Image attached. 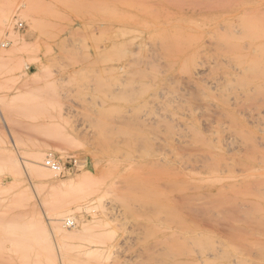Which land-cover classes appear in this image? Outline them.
I'll list each match as a JSON object with an SVG mask.
<instances>
[{"label": "rangeland", "instance_id": "374dc122", "mask_svg": "<svg viewBox=\"0 0 264 264\" xmlns=\"http://www.w3.org/2000/svg\"><path fill=\"white\" fill-rule=\"evenodd\" d=\"M244 4L248 47L264 51V0H0V264H231L236 250L264 264V69L235 103L246 79L228 90L207 35L190 49L117 21ZM179 49L195 52L190 81ZM47 158L74 167L58 177ZM181 225L204 237L185 243Z\"/></svg>", "mask_w": 264, "mask_h": 264}, {"label": "bare ground", "instance_id": "6f19581e", "mask_svg": "<svg viewBox=\"0 0 264 264\" xmlns=\"http://www.w3.org/2000/svg\"><path fill=\"white\" fill-rule=\"evenodd\" d=\"M180 1V0H178ZM188 1V0H187ZM135 2V1H134ZM175 2V1H174ZM177 2V1H176ZM185 2V1H184ZM193 2V1H192ZM121 4H124L126 5L124 2H122ZM181 4V3H180ZM206 4V3H205ZM208 4V3H207ZM210 4V3H209ZM208 4V5H209ZM192 5V4H191ZM211 5V4H210ZM239 5V3H238ZM236 5V6H238ZM177 6V5H176ZM241 6V5H240ZM132 7V6H131ZM130 7V8H131ZM136 7V6H135ZM210 7V6H209ZM248 4H244L242 7H237L235 8V10H233V13L229 16H222V17H217V16H200V17H183V18H178V17H170L164 21H154V22H149L147 20H144L142 18H133V20L130 19V17H117V18H120L119 20H117L121 26L126 27V28H130V31H126V33H128L129 35H131V38L132 39H137L139 38L138 37V31L140 29L142 30H145V34L146 36L151 39V40H157V39H161V38H172L175 37L176 35L178 34H181L182 37L186 40L183 41L185 43L184 47L185 46H188L190 49H191V46L195 45L198 41V38L202 35H207L208 36V43L210 44H213L214 46H216V48L218 47L220 50V52H223L220 56L215 57L216 59H218V62H225L228 64L229 68L233 69V72H224V75L223 73H221V76L222 78H224L222 81H225V83L227 84L226 86H228V90H229V86L230 84L228 83H233V81L236 83V81H238L235 77L236 76H242L244 77L246 80L245 82L243 83V86L242 87H239L238 88V92L235 94L234 96V100H235V103L236 102H239V100H243V97L244 99H246L245 96L248 95V92H251L249 91L248 89L250 88V86L248 87V78L251 79V75L253 76V74H250L248 72H251V73H258L259 70H262L264 69V51L261 49V48H256V47H248V44L250 45V43H248ZM133 9V8H132ZM150 9V8H149ZM142 10V9H141ZM232 12V11H231ZM131 21L132 22V25H128V22ZM259 38V37H258ZM129 39V38H128ZM128 39H125V38H122L120 41H117L116 45H122L123 43L126 42V40ZM168 40V39H167ZM134 41V40H133ZM162 41V40H161ZM254 41V40H253ZM251 41V42H253ZM260 41V39L258 40ZM258 41H254L255 44L258 42ZM264 41V40H263ZM149 42V41H148ZM154 42L153 45H155V41H152ZM159 43V42H157ZM156 43V44H157ZM169 43V42H168ZM175 43V42H174ZM177 43V42H176ZM183 43V44H184ZM207 43V42H206ZM259 44L261 42H258ZM115 44V43H113ZM166 44V43H165ZM170 44V43H169ZM209 44V46H211ZM252 44V43H251ZM254 44V45H255ZM263 44V43H262ZM149 45V44H148ZM161 44H159L160 46ZM164 45V44H163ZM212 45V46H213ZM264 45V44H263ZM114 46V45H113ZM141 46L142 44L140 43L139 44V50L141 49ZM168 46V45H167ZM171 44H170V48H171ZM179 47V46H178ZM137 48V46H136ZM212 48V47H211ZM210 48V49H211ZM214 48V47H213ZM216 48H214L213 50H215ZM138 49V48H137ZM136 49V50H137ZM193 49V47H192ZM115 50V49H114ZM181 50V49H179ZM178 50V51H179ZM195 50V49H194ZM208 50V49H207ZM218 50V49H217ZM216 50V51H217ZM184 51V50H181L179 51L180 53ZM219 51V50H218ZM121 52V55L123 56H127V54H130L132 53V50H130L129 48H122V50L120 51ZM160 52V51H158ZM171 52V50H170ZM185 53L187 52V50L184 51ZM182 52L181 55L179 54V58L176 59L175 63H172V64H175V70L177 71H185L186 70V74H184V72L182 74L178 73V75L182 76V75H185V76H188L187 74L190 73L192 66L196 64V61L194 59L195 57V52L193 54V52L191 54H186ZM212 51H210L211 53ZM118 53V52H117ZM149 53V52H148ZM214 53V52H212ZM218 53V52H217ZM135 54V53H134ZM120 55V53H119ZM163 55V54H162ZM214 54H212L213 56ZM249 55V56H248ZM135 56V55H134ZM120 57V56H119ZM164 57V55H163ZM167 57V55H166ZM214 58V57H213ZM212 58V59H213ZM153 59V58H152ZM174 59V58H173ZM213 60V62H215V60ZM135 60V59H134ZM133 61V60H132ZM211 61V60H210ZM217 62V61H216ZM217 66L221 67V63H216ZM136 63H139V61L137 62L136 60ZM170 64V63H169ZM171 64V65H172ZM213 64V65H215ZM224 65H222L221 68H226L225 67V64L222 63ZM173 67L172 66V70H173ZM213 67V66H212ZM210 67V69L212 68ZM216 68V67H215ZM171 69V67L169 68ZM213 70V68H212ZM216 70V69H215ZM194 71V70H193ZM157 72V71H156ZM199 72V71H198ZM197 73V72H196ZM264 73V72H263ZM250 74V77H248ZM261 74V72L259 73V75ZM190 75V74H189ZM194 75H195V72H194ZM198 75V73H197ZM258 75V76H259ZM184 76V77H185ZM254 76H257L254 75ZM262 75H260L261 77ZM183 78V77H182ZM187 78L188 81H190V76L188 77H185ZM189 78V79H188ZM256 78V77H255ZM253 78V79H255ZM167 79V78H166ZM261 78H259L260 80ZM264 79V77H263ZM163 80V79H162ZM256 80V79H255ZM254 80V81H255ZM257 80H258V77H257ZM262 82V79L260 80ZM259 81V84H261ZM240 84V82H239ZM232 85V84H231ZM233 86V85H232ZM241 86V85H240ZM259 86V85H258ZM264 86V85H263ZM263 86H260L258 88H261ZM253 87V86H252ZM231 88V86H230ZM224 89V88H223ZM222 89V90H223ZM232 89V88H231ZM230 89V90H231ZM254 89V88H253ZM252 89V90H253ZM175 90V89H174ZM229 90V91H230ZM226 91V90H225ZM222 92V91H221ZM262 94H264L262 92ZM204 95V94H202ZM239 95H243V97L241 98ZM206 96V95H205ZM204 97V96H203ZM202 97V98H203ZM261 97V96H260ZM201 98V97H200ZM206 100V99H205ZM222 100V99H221ZM225 100V98H224ZM227 100V99H226ZM225 100V101H226ZM261 100V99H260ZM244 101V100H243ZM253 101V100H252ZM257 102V101H256ZM231 103V102H230ZM229 104V103H228ZM243 105V103H241ZM223 103L222 101L220 102V104H218L216 107L218 108V111L220 113H225L226 116H229L230 117V112L228 110V108H225L223 107ZM240 105V104H239ZM238 105V106H239ZM237 106V105H236ZM240 107H243V106H240ZM242 110V109H241ZM264 111V110H263ZM233 114L231 115L230 119H231V122L235 123L236 121V118L232 117ZM235 120V121H234ZM233 123H230V124H233ZM237 125V124H236ZM246 125V124H245ZM232 126V125H231ZM235 126V125H234ZM238 126L240 127V131L243 132V131H247L248 132V128L246 126H244V124H242L241 122H238ZM237 126V127H238ZM238 127V128H239ZM231 132V131H230ZM239 144V143H238ZM246 145V144H245ZM248 145V144H247ZM246 145V146H247ZM244 146V145H243ZM4 160V159H3ZM247 160V159H246ZM245 160V161H246ZM7 165V164H6ZM31 167V165H30ZM37 167V166H36ZM46 168L42 167L41 170L40 169H37L39 170V173L40 175L45 178V179H48L50 177V173H48L46 170ZM246 171L244 172H247V176H248V170L247 168L245 169ZM243 173V172H241ZM55 175V174H54ZM74 182V179H71L69 181V183H73ZM59 217H52L50 218V221L52 222V224H54V226L58 225V221H59ZM67 220V219H66ZM63 222V221H62ZM71 223V221H66L65 223ZM182 224V223H180ZM186 227V225H185ZM59 228V227H58ZM57 228V229H58ZM181 228V229H180ZM180 231L177 230V235L184 241H186L185 243H187L188 241L189 242H195V241H198L200 239H202L204 237V232L203 230L199 229V228H192V229H188V230H185L183 228V226L181 225L179 227ZM61 233L63 234H66V235H70L71 233L69 232H66L65 230H62L60 231ZM69 233V234H68ZM172 235L176 236V234H173L172 232ZM188 244V243H187ZM227 244H225L226 246ZM190 252V251H189ZM188 252V255L190 256ZM199 251L197 250V253ZM211 252V251H210ZM200 253V252H199ZM199 253L197 254L199 257L201 258H198L197 256V259L199 260H195L196 264H199V263H203L205 261V259H209L212 257V254H211V257L210 255H206V253H204L206 256L203 255V253ZM241 253V254H240ZM168 254V253H166ZM187 254V253H186ZM208 254V252H207ZM177 255V254H176ZM242 252H239V250H236L234 251V254L232 257H230V261L231 264H240L242 261H245L246 264H248V258H244V256H242ZM173 257V256H172ZM178 257H181L180 254L178 255ZM206 257H209V258H206ZM204 258V259H203ZM171 260V258H170ZM174 260V259H173ZM176 260L174 261H170V262H175ZM194 261V260H193ZM179 263V262H178ZM177 263V264H178ZM228 263V262H227ZM195 264V263H193Z\"/></svg>", "mask_w": 264, "mask_h": 264}, {"label": "built area", "instance_id": "2783aa9c", "mask_svg": "<svg viewBox=\"0 0 264 264\" xmlns=\"http://www.w3.org/2000/svg\"><path fill=\"white\" fill-rule=\"evenodd\" d=\"M44 164L49 170H51L58 177L64 176L74 167V164L73 166H71V164L61 166L58 162L54 161L51 158L45 159Z\"/></svg>", "mask_w": 264, "mask_h": 264}]
</instances>
